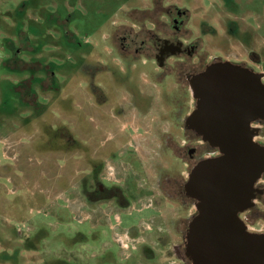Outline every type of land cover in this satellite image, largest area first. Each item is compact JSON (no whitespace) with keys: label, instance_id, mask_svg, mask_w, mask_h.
I'll return each instance as SVG.
<instances>
[{"label":"rangeland","instance_id":"rangeland-1","mask_svg":"<svg viewBox=\"0 0 264 264\" xmlns=\"http://www.w3.org/2000/svg\"><path fill=\"white\" fill-rule=\"evenodd\" d=\"M150 2L0 0V81H10L15 86L21 78L1 67L10 57L8 45L18 47L17 31H25L31 39L28 43L36 44L31 23L35 21L37 27L32 29L42 32L38 27L44 24L46 13H57L67 20L71 35L64 42V50L59 47L63 46L59 27L48 25L46 44L33 53L38 66L50 59L61 65L55 74L57 90L39 88L34 110L22 108L24 103L20 104L14 93L9 94L5 104L7 135H2L6 143L0 161V264H177L173 257L166 263L150 260L151 254L144 249L151 248L157 258L162 254L160 248L165 250L170 242L178 240L173 225L181 217L179 203L164 195L182 199L180 182L170 174L174 169L170 161L174 159L162 152L164 136L140 134L132 117L119 114L120 108L131 110L132 84L138 88L148 86L139 76L148 65L123 68L108 51L112 47L108 31L113 23L120 22L122 11ZM174 2L188 7L191 21L208 15L212 9L208 0L163 3ZM242 2L247 9L240 19L252 33L248 47L258 49L264 60V0ZM218 11L217 15H226ZM51 33L52 38H48ZM38 76L43 79L45 74L39 72ZM41 85L46 88L47 80ZM169 109L164 105L163 128L173 127L167 115ZM126 119L134 127L133 132L127 127L123 130ZM68 138L74 142L70 147ZM166 138L169 146L176 150L181 147L179 134ZM92 163L102 164L95 175L100 181L122 188L129 199L127 207L115 200L102 203L87 198L85 185L93 186V176L89 174L86 180L84 174ZM165 166L168 169L167 176L163 175L162 194L158 178Z\"/></svg>","mask_w":264,"mask_h":264},{"label":"flooded vegetation","instance_id":"flooded-vegetation-1","mask_svg":"<svg viewBox=\"0 0 264 264\" xmlns=\"http://www.w3.org/2000/svg\"><path fill=\"white\" fill-rule=\"evenodd\" d=\"M150 1V4L122 11L124 17L122 15L120 22L113 23L108 31V42L111 40L112 45L108 51L116 56L123 68L131 66L136 69L138 64L148 65L139 74L140 80L148 86L138 88L132 84L129 88L133 99L132 103L129 101L131 110L120 108L119 114L128 116L127 119L132 117L137 124L135 130L140 134L165 137L161 149L164 155L170 154L174 159L170 161V166L174 168L170 174L180 182L182 199L164 194L167 199L179 203L181 217L173 225L178 240L170 242L165 250L160 248L162 254L157 258L153 257L149 247H144L145 253H150L148 259L158 263H166L169 257H173L177 264H191L185 250V230L189 221L201 214L203 203L199 198L188 195V182L192 180L193 188L197 190L206 175L219 170L216 161L230 158L228 151L212 146L203 140L202 135L250 136L253 142L264 145V110L261 103L264 60L258 49L248 47L252 33L240 19L247 9L242 0H208L212 8L210 13L200 15L194 21H191L193 17H190L185 4ZM219 6L220 9H217ZM198 8H201L200 4ZM218 10L226 15H217L220 13ZM44 18V22L53 20L61 30H65L67 20L60 18L59 14L47 13ZM16 36L21 48L15 54L9 50L8 66L17 63L20 73L24 69L30 71V78L19 79L16 91L4 84L0 88V161L4 158L1 149L6 141L2 135H7L5 104L9 94L14 93L13 97L21 102H33L38 91L35 68L27 66L29 59L36 63L33 56L36 48L28 43L29 37L24 31ZM164 105L167 109L168 105L170 107L167 115L172 120V128L161 127L166 114L163 112ZM189 117L194 128L188 125ZM127 119L125 122H128ZM125 122L123 130L127 127L133 132L134 127ZM176 133L182 137L181 147L177 150L169 146L166 138ZM101 165L93 164L90 171L84 174L86 180L89 174L93 176V186L90 188V184L86 183L85 195L102 203L115 200L121 207H127L129 199L121 187L105 185L95 176ZM167 169L163 167L158 178L161 179L158 187L162 194L163 175L167 176ZM240 181L241 188H244L246 179L242 177ZM236 196L234 207L225 208L224 213L229 215L234 212L237 226L246 234H264V171L256 173L247 192L244 188ZM221 211L214 208L209 214ZM228 221L226 217L225 228L230 226ZM158 228L161 230V227ZM258 260L249 264H258Z\"/></svg>","mask_w":264,"mask_h":264},{"label":"water","instance_id":"water-1","mask_svg":"<svg viewBox=\"0 0 264 264\" xmlns=\"http://www.w3.org/2000/svg\"><path fill=\"white\" fill-rule=\"evenodd\" d=\"M261 101L264 110V84ZM188 125L194 128L190 117ZM202 138L221 151H228L230 158L216 161L219 170L206 175L197 190L192 180L188 182V195L201 200L203 211L189 221L185 230L186 255L191 264H249L257 258L258 264H264V234H246L237 226L234 212L224 213L225 208L234 207L237 193L250 189L256 173L264 171V145L253 142L250 136L205 134ZM242 177L246 179L244 188ZM214 208L222 211L209 214ZM226 217L230 226L225 228Z\"/></svg>","mask_w":264,"mask_h":264},{"label":"trees","instance_id":"trees-1","mask_svg":"<svg viewBox=\"0 0 264 264\" xmlns=\"http://www.w3.org/2000/svg\"><path fill=\"white\" fill-rule=\"evenodd\" d=\"M46 15H47V13H46ZM43 19H45V18H43ZM50 22V23H49ZM48 25H52V26H54V25H56L57 27H59V25L56 23H54V21L53 20H46L45 22H44V24L43 25H40V27H38L39 29H43V31L42 32H39V31H37L36 30V28L35 29H32V27H37L36 26V24L34 23V25H32V23H31V25H30V29H31V32H32V34L34 35L33 36V38H35L36 39V44H33V42H30V44L31 45H34L35 46V48H36V50L39 52L40 51V49H41V47L44 45V44H46V41H45V39H44V37H45V34H46V32H45V28H47L48 27ZM49 29H50V27H49ZM64 31L63 30H61L60 29V27H59V30L58 31H60L59 32V39H60V43H62V45L63 46H61V44H60V48H62V49H64V50H66V47H65V45H64V42H68V40H70L71 39V35H70V33L67 31V26H66V23L64 24ZM20 31H22V30H19V31H17V33L18 32H20ZM25 32V31H24ZM64 32H65V34H64ZM17 33H16V35H17ZM38 33H40V34H38ZM39 35V37H41V38H37V36ZM37 35V36H36ZM51 35H53V33H51L50 34V36ZM29 37V36H28ZM48 38H52V36L51 37H48ZM57 38V37H56ZM17 39H18V37H17ZM29 39H30V37H29ZM38 39H40V43H38ZM54 39H55V37H54ZM31 40V39H30ZM19 41V40H18ZM80 44V43H79ZM78 44V47L80 46ZM9 46V50L13 53V54H15L16 53V50L18 49V48H21V46L19 45V42H18V47H14L13 46V43L11 44V45H8ZM52 46H56V45H54V44H52ZM57 48H58V46H56ZM77 47V46H76ZM16 57L18 56V55H15ZM36 63H33L32 62V59H29L28 60V62H27V66L30 68V69H34L35 68V76H34V78H35V81L36 82H38V83H36L35 82V84H37V86H38V88L37 89H39V88H41V89H44V91H50V90H54L55 89V91L57 90V88H58V85L56 84V82H55V74H56V72H57V70L59 69V67L61 66L60 64H58V63H53V61H51V59L50 60H48V61H46L45 62V64H43V65H40V66H38V60L36 59V61H35ZM9 64L8 63H6V61H5V63H3V65H1V67L3 68V69H5V70H7L8 72L10 71V73H16V74H19V75H21V78L22 77H26V79H28V78H30V71H28V70H26V69H24V71L22 72V73H20L21 71H19V69H20V67L18 66H16L17 64H10V67L8 66ZM36 66V67H35ZM32 72V71H31ZM39 72H43L44 74H45V76L43 77V79H41V78H39V76H38V73ZM20 78V79H21ZM46 80H47V86H46V88H43L42 87V85H41V82L43 83V81H45L46 82ZM6 85V86H8L11 90H13V91H16L17 89H18V87L19 86H17V84L14 86L13 85V83H11L10 81H0V88L2 87V85ZM40 93L39 92H37V98H35V100L33 101V102H21L20 101V104L21 103H24L23 105H25V107L23 106L22 108H25V109H31V110H34V107H36L37 105H38V102H37V99H38V95H39ZM14 96V95H13ZM15 98V97H14ZM17 101V100H16ZM13 103L14 102H12V106H14L13 105ZM17 104V106H18V104L19 103H16ZM36 105V106H35ZM7 108V107H6ZM36 110V109H35ZM7 112V111H6ZM20 112H22V111H20ZM17 113V111H15V113H13V114H16ZM9 116H11V115H9ZM6 119H7V116H6ZM20 127V126H19ZM60 133H58V135H59ZM61 135V134H60ZM65 136V135H64ZM66 142H68V145H69V147L71 146V145H73L74 144V142H71V139L70 138H68V140H66ZM70 143V144H69ZM81 236L82 237H85V235H82L81 234Z\"/></svg>","mask_w":264,"mask_h":264}]
</instances>
